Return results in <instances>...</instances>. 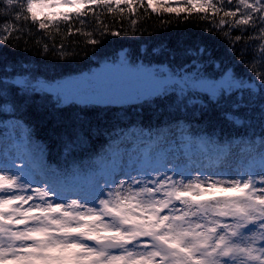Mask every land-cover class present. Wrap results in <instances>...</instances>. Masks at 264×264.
Listing matches in <instances>:
<instances>
[{
    "label": "trees",
    "instance_id": "obj_1",
    "mask_svg": "<svg viewBox=\"0 0 264 264\" xmlns=\"http://www.w3.org/2000/svg\"><path fill=\"white\" fill-rule=\"evenodd\" d=\"M123 48L139 63H167L186 77L231 70L238 89L212 97L189 83L140 105L62 106L40 85ZM12 119L60 151L61 168L132 122L157 131L183 120L213 146L239 135L264 142V0H86L57 12L0 0V135Z\"/></svg>",
    "mask_w": 264,
    "mask_h": 264
},
{
    "label": "rangeland",
    "instance_id": "obj_2",
    "mask_svg": "<svg viewBox=\"0 0 264 264\" xmlns=\"http://www.w3.org/2000/svg\"><path fill=\"white\" fill-rule=\"evenodd\" d=\"M164 68L156 71V67L145 64L132 67L125 60L104 62L77 76L42 82L41 86L61 96L63 101L137 102L157 93L167 82L163 78ZM231 77L227 74L217 82L206 78L196 84L216 91L219 85L231 84ZM21 130L17 127L15 136H19ZM177 132L181 131L169 130L164 139L167 144L161 145L167 147V160L176 169L148 171L145 179L135 170H127V166L134 169V165L144 160L130 150L135 137H124L123 159L119 161L110 187L101 195L82 189L51 194L43 178L33 182L25 172L21 173L25 169L24 159L16 153V146L0 142V148L4 149L0 152V222H12L8 211L25 233L24 238L11 242L13 248L8 257L16 256L20 262L30 261L29 251L37 249L33 246H37L34 235L51 225L53 231L46 242L39 239L46 251L53 247L51 238H54L55 242L63 244L62 250L81 248V252L87 253L83 255L86 258H93L90 253L96 252L104 262L108 261L107 256L127 259L134 254L140 259L138 264H182V254L191 260L188 264H203L205 258L214 264H264V158L253 156L252 149L247 148H233L230 152H238L224 157L210 152H188L187 148H181L183 144L177 145L176 140L169 144L167 138L174 139ZM153 149L156 150V144ZM186 152L191 156L190 161ZM129 161H134L131 166L127 165ZM39 192L49 196L43 200ZM201 196H208L210 202L211 209L206 216L201 206L207 201H202ZM8 201L18 203L9 204L8 209ZM166 202L172 203L164 207ZM72 204H76L77 209L73 210ZM107 204L116 214V218L108 222L114 221L115 229L121 232L116 237L121 245L114 249L101 246L100 241L105 237L98 229L100 225L95 226L93 234L89 232L94 236L90 239L73 234V228L84 222L85 217H92L91 224L101 222L100 212ZM160 214V220L154 224L151 216ZM152 224L155 228L160 224L162 230L155 232ZM92 238L94 240L90 241Z\"/></svg>",
    "mask_w": 264,
    "mask_h": 264
}]
</instances>
